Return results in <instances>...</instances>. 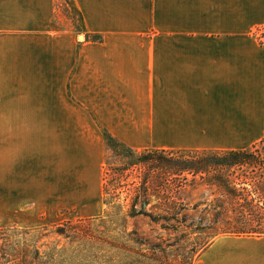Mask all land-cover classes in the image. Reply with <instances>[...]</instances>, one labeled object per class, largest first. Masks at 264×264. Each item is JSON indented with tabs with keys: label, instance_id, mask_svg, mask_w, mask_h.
<instances>
[{
	"label": "crops",
	"instance_id": "crops-1",
	"mask_svg": "<svg viewBox=\"0 0 264 264\" xmlns=\"http://www.w3.org/2000/svg\"><path fill=\"white\" fill-rule=\"evenodd\" d=\"M72 2L81 26L64 0H0V227L94 216L104 133L139 155L264 144V0ZM194 264H264V236Z\"/></svg>",
	"mask_w": 264,
	"mask_h": 264
},
{
	"label": "trees",
	"instance_id": "trees-1",
	"mask_svg": "<svg viewBox=\"0 0 264 264\" xmlns=\"http://www.w3.org/2000/svg\"><path fill=\"white\" fill-rule=\"evenodd\" d=\"M70 5L78 13L72 0ZM78 17L83 25L82 16L78 14ZM104 137L112 150L117 152L123 149L128 152L129 158L133 156L131 150L108 133H104ZM260 146L264 150V144ZM260 146L243 151L155 150L141 153L129 167L150 166V170L157 174V181L153 180L150 184L147 176L141 180L140 192L133 200L130 216H146L158 225L167 222L173 225L168 228L170 231L179 233V229L186 227L188 220L183 214L186 208L176 202L174 195L199 180L219 192L214 208V224L220 231L236 237L264 236V188L261 182L255 180L251 181L252 184H237L234 180V174L246 167H253L252 172H255L259 166L264 171V152ZM127 169L121 170L123 174ZM243 177L249 180L247 172H243ZM247 185L252 186L253 190L246 188ZM152 187L158 190L157 195L148 194ZM105 193L107 195L106 182ZM148 197L160 202L159 207H156V216L146 210L150 204ZM194 210H198V205L194 206ZM94 222L97 219L61 224L56 228V234L66 244L51 247L39 245L40 239L32 241L34 232L30 230L0 229V264H152L158 254L165 251L160 246L143 248L145 244L132 233H123L119 239L97 237L92 230ZM210 245L199 243L195 255L197 252L200 255ZM141 259H150L151 262L145 263Z\"/></svg>",
	"mask_w": 264,
	"mask_h": 264
},
{
	"label": "rangeland",
	"instance_id": "rangeland-1",
	"mask_svg": "<svg viewBox=\"0 0 264 264\" xmlns=\"http://www.w3.org/2000/svg\"><path fill=\"white\" fill-rule=\"evenodd\" d=\"M64 2L70 7L74 22L78 26H81L77 13L71 8L70 0H64ZM258 36L261 39V35ZM262 43L264 42L262 41ZM262 148L260 146V150L264 152ZM138 157L139 154H133L129 158L128 152L123 149H118L117 152L112 150L107 164L104 166L103 191L98 202V211L95 212L94 216L63 221L53 226L39 228L0 227V229L30 230L34 232L32 241L40 239L39 245L41 246L51 247L55 244L63 246L66 244V241L56 234L58 226L66 222L75 223L78 220L97 219V222L92 224V230L97 237L107 240L108 238L119 239L123 233H132L145 244L143 248L160 246L165 250L158 254L152 264H194L199 256V252L195 255V248L199 243L208 246L218 238L230 236L220 231L218 226L214 224L216 213L214 208L215 203L219 199V192L214 187L208 186L199 180L194 185L188 184L177 195H174L176 202L186 208L183 214L188 220V223L185 224L186 227L179 229V233L170 231L168 228L173 225H169L167 222H161L158 225L146 216L131 217V205L134 198L140 192L141 180L147 176L149 177L150 184H152L153 180L157 181V174L150 170V166L132 165L129 167V164L131 162L135 163ZM126 167L128 169L123 174L121 170ZM261 169L258 166L257 171L252 172L253 167H246L243 171L241 170L234 174V180L237 184L242 182L252 184L256 180L261 182V186L264 188V171ZM243 172L248 173V181L243 177ZM105 182L107 185V195L106 193L104 194ZM246 188L253 190L252 186L249 185ZM157 192L158 190L152 187L148 194L157 195ZM148 194L147 196H149ZM148 198L150 204L146 210L148 213L156 216L158 214L156 207H159L160 202L156 198ZM195 205H198V210H194ZM81 215L84 214L80 213L79 216ZM141 260L145 261L144 259ZM150 262V259L145 261V263Z\"/></svg>",
	"mask_w": 264,
	"mask_h": 264
},
{
	"label": "built area",
	"instance_id": "built-area-1",
	"mask_svg": "<svg viewBox=\"0 0 264 264\" xmlns=\"http://www.w3.org/2000/svg\"><path fill=\"white\" fill-rule=\"evenodd\" d=\"M256 33L261 35V40L264 42V29L257 31Z\"/></svg>",
	"mask_w": 264,
	"mask_h": 264
}]
</instances>
